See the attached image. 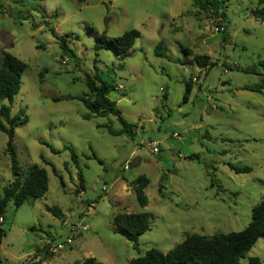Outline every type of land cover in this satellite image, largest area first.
<instances>
[{
  "label": "rangeland",
  "instance_id": "374dc122",
  "mask_svg": "<svg viewBox=\"0 0 264 264\" xmlns=\"http://www.w3.org/2000/svg\"><path fill=\"white\" fill-rule=\"evenodd\" d=\"M262 8L264 0H229L218 17L198 11L192 0H1L0 63L7 52L27 66L19 93L2 104L11 116L20 110L28 116L15 128L19 172L43 168L48 190L19 208L8 203L0 223V264L88 258L130 264L151 249L168 252L188 234L243 230L264 195V22L252 15ZM51 30L69 35L72 56L63 53ZM130 30L140 37L126 54L118 56L104 44L95 50L102 35L111 40ZM158 44L167 58L154 54ZM195 56L208 57L207 66L197 65ZM87 76L114 81L108 99L134 124V139L97 127L120 129L112 116L83 119L89 111L78 99L89 94ZM189 78L193 88L184 104ZM252 86L258 91L246 89ZM148 142L158 144L157 154ZM6 145L7 135L0 132L1 187L12 180ZM64 147L77 154V167ZM229 165L250 172L235 174ZM139 176L148 180L146 207L132 189ZM46 206L63 216H52ZM119 212L149 215L150 230L140 236L137 250L113 224ZM63 221L88 229L70 248L52 254L48 247L69 236ZM251 257L263 261L264 239L239 264Z\"/></svg>",
  "mask_w": 264,
  "mask_h": 264
},
{
  "label": "trees",
  "instance_id": "16d2710c",
  "mask_svg": "<svg viewBox=\"0 0 264 264\" xmlns=\"http://www.w3.org/2000/svg\"><path fill=\"white\" fill-rule=\"evenodd\" d=\"M1 1V0H0ZM229 0H192L193 5L201 12L212 10L214 15L224 17L222 8ZM253 17L262 19L264 22V8L252 12ZM52 35L59 41V47L65 55L72 56V53L67 45L69 35L59 36L54 30H51ZM140 37V32L130 30L123 33L120 37L108 40L102 35L96 40L95 50L100 49L99 44H104L110 47L116 55H124L134 46L136 40ZM157 57L167 58L163 52L161 44H158L154 50ZM195 63L200 67H206L208 57L195 56ZM264 68V62L261 64ZM26 64L11 55L3 52L0 63V132L6 133L7 145L6 154L10 159V169L12 180L5 187L0 186V217L2 218L5 209L10 201L15 208H19L23 204L36 201L42 198L48 190V177L46 171L36 165L28 168L24 174L19 172L16 151L13 145L15 128L19 125H24L28 122V116H24V111L20 110L16 115H10V108L2 104L7 101L11 103L13 98L19 93L21 79ZM249 73L252 69L241 70ZM86 87L89 91L88 95L79 98L89 114L84 115L83 119L90 120L91 118H105L112 116L119 124L120 129L114 130L111 126L104 124L98 125V128L106 129L111 136H126L134 139V124L128 123L122 116L121 112L116 108V103L108 99V94L115 91L116 85L114 81H102L98 76L91 78L87 76ZM183 94V103H187L193 88L192 80L189 78L185 82ZM257 86L246 88L250 91H258ZM166 99V96H164ZM59 101V99H55ZM51 152L59 154L60 151L47 145ZM64 150L70 152L71 161L77 167L78 156L73 149L64 147ZM93 159L101 164V161L92 153ZM190 160L193 157H189ZM45 164L48 162L44 161ZM229 169L235 174L249 173V167H236L229 165ZM54 171V169H53ZM78 187L83 190V178L81 173H78ZM164 175H162L158 191L163 188ZM62 184V181H61ZM133 192L136 200L141 207H146L147 197L144 194V189L148 184L145 176L137 177L133 182ZM46 211L52 216L61 218L62 212L57 208L45 207ZM3 219V218H2ZM3 222V220H2ZM1 222V223H2ZM64 222V221H63ZM113 224L118 231L123 233L126 239L132 244L133 249L137 250L140 236L150 230L149 215L147 213H125L119 212L113 217ZM31 231L34 228L30 229ZM4 231L0 229V244ZM258 239H264V195L258 205L253 207L251 213V221L248 225L239 232H230L227 234H217L211 237H206L198 234H188L184 239L170 249L166 253L151 249L143 256L131 260L130 264H239L240 259L244 258L246 253L254 246ZM249 264H264L256 257L248 259ZM73 264H95L93 258H88L82 261L74 262Z\"/></svg>",
  "mask_w": 264,
  "mask_h": 264
},
{
  "label": "built area",
  "instance_id": "2783aa9c",
  "mask_svg": "<svg viewBox=\"0 0 264 264\" xmlns=\"http://www.w3.org/2000/svg\"><path fill=\"white\" fill-rule=\"evenodd\" d=\"M147 146L151 149V152L153 154H157L159 152V146L157 143L154 142H148ZM124 169H128V166H124ZM2 218L0 217V223L2 222ZM63 226H66L69 228V236L62 242L57 243L56 245L51 244L48 247V251L52 254H56L66 248H70L73 244V238L81 233H84L87 231V226L85 225H75V224H67L65 221L63 222Z\"/></svg>",
  "mask_w": 264,
  "mask_h": 264
}]
</instances>
